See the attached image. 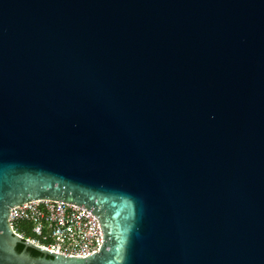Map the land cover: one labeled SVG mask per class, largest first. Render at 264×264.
Masks as SVG:
<instances>
[{
	"label": "water",
	"instance_id": "95a60500",
	"mask_svg": "<svg viewBox=\"0 0 264 264\" xmlns=\"http://www.w3.org/2000/svg\"><path fill=\"white\" fill-rule=\"evenodd\" d=\"M36 200L101 246L15 235ZM0 264H264V0H0Z\"/></svg>",
	"mask_w": 264,
	"mask_h": 264
},
{
	"label": "built area",
	"instance_id": "2783aa9c",
	"mask_svg": "<svg viewBox=\"0 0 264 264\" xmlns=\"http://www.w3.org/2000/svg\"><path fill=\"white\" fill-rule=\"evenodd\" d=\"M12 232L36 246L66 257H87L102 243L97 218L61 201L36 200L13 206L7 218ZM26 224L30 236L18 231Z\"/></svg>",
	"mask_w": 264,
	"mask_h": 264
},
{
	"label": "trees",
	"instance_id": "16d2710c",
	"mask_svg": "<svg viewBox=\"0 0 264 264\" xmlns=\"http://www.w3.org/2000/svg\"><path fill=\"white\" fill-rule=\"evenodd\" d=\"M23 249V246L18 244L15 248L16 252H20ZM26 251L30 254L32 257H37L39 254L31 249H26Z\"/></svg>",
	"mask_w": 264,
	"mask_h": 264
},
{
	"label": "rangeland",
	"instance_id": "374dc122",
	"mask_svg": "<svg viewBox=\"0 0 264 264\" xmlns=\"http://www.w3.org/2000/svg\"><path fill=\"white\" fill-rule=\"evenodd\" d=\"M25 228H27V225H26V224H22V225L19 227L18 231H19L20 233H23V234H24V237H28V236H30V234H29L28 230H26Z\"/></svg>",
	"mask_w": 264,
	"mask_h": 264
}]
</instances>
